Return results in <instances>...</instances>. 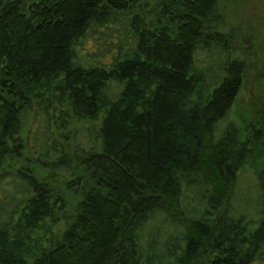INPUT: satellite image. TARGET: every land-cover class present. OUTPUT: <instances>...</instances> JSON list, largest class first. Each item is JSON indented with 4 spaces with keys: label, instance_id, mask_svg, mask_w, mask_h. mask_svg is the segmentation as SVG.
Wrapping results in <instances>:
<instances>
[{
    "label": "trees",
    "instance_id": "16d2710c",
    "mask_svg": "<svg viewBox=\"0 0 264 264\" xmlns=\"http://www.w3.org/2000/svg\"><path fill=\"white\" fill-rule=\"evenodd\" d=\"M222 22L219 0H0V264L264 262V125L227 123L246 65Z\"/></svg>",
    "mask_w": 264,
    "mask_h": 264
},
{
    "label": "rangeland",
    "instance_id": "374dc122",
    "mask_svg": "<svg viewBox=\"0 0 264 264\" xmlns=\"http://www.w3.org/2000/svg\"><path fill=\"white\" fill-rule=\"evenodd\" d=\"M219 10L233 56L246 65L227 123L244 128L250 136L264 125V0H219ZM242 171L235 184L239 194L234 207L255 215L260 203L258 178L249 166Z\"/></svg>",
    "mask_w": 264,
    "mask_h": 264
}]
</instances>
